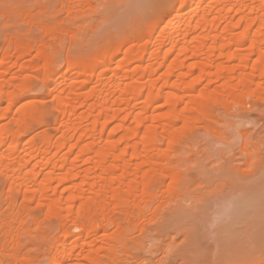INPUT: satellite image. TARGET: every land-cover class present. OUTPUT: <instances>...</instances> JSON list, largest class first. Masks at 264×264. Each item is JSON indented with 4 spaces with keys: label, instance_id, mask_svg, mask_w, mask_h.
<instances>
[{
    "label": "rangeland",
    "instance_id": "obj_1",
    "mask_svg": "<svg viewBox=\"0 0 264 264\" xmlns=\"http://www.w3.org/2000/svg\"><path fill=\"white\" fill-rule=\"evenodd\" d=\"M203 1L206 3L209 0ZM178 3L179 0H0V72H5L2 73L5 74L3 77L0 73V84H3L15 99V104L9 108L4 99L0 101V128L22 133L17 139L14 157H26L29 160L31 145L40 144L47 138H58L60 116L56 98L60 94L59 90L64 93L66 92L64 87L67 89V86H71L72 80H74L73 83L79 85L78 82L85 79L83 75H79L82 68H66V66L59 68L58 65L62 64L65 58L73 55L71 59L76 61L79 58L89 59L92 51L94 53L95 49L100 48L101 45H103L101 48L109 47L110 44L121 41L123 37V39L129 38L127 35L131 37L133 33L135 35L139 31L144 36L155 12H161L168 6L176 10ZM174 14L173 12L171 19L175 18ZM173 19L174 27L177 26L176 24L183 25L182 23L185 22L183 20H186L182 17H178L180 22ZM253 29L252 34L256 27ZM184 30V27L181 28L180 33ZM237 32L239 33V30L234 29L225 34H232L237 39ZM197 33H199L198 30L192 31L188 39L191 40ZM234 37H231L232 40L229 39L228 44L231 45L225 50L230 48V51L233 49L234 52L242 50L238 53H250L249 44L241 45L233 39ZM10 40L11 44H14L7 47V42ZM28 40H33L38 44L28 47ZM15 42H19V46ZM234 46L243 48L239 50ZM38 47L42 48L45 57L39 55ZM168 47L170 45L166 46V49ZM175 52L174 55H176ZM21 54L22 56L19 57L18 55ZM174 55L170 56V62L175 60V58L173 60ZM121 57L120 55L118 60ZM219 60L217 63L224 67L236 66L235 64L238 66L241 63L235 61L227 64L225 60ZM200 61L202 60L198 62ZM191 62L189 60L188 64ZM251 64L252 60H249V65ZM238 74H234L232 79L234 84L237 82ZM260 74L255 76L252 87L250 85L248 89L247 87L242 88L236 93V97L229 99L227 104L223 103L225 106L219 103L220 105L217 104L210 110L198 107L197 103H192L194 97L189 98L184 94L183 102L176 107V111L183 112L185 117L178 120L161 119L159 116H170L173 107L162 105L159 102L154 104L149 112H144L142 109L139 110L142 106L139 102L141 100H136L137 106L140 105L136 108L138 112L148 113L145 116L149 120L148 124L153 116L158 115L154 118L156 120L154 125L158 126L156 128L167 123L175 131L187 130L186 137L175 149L179 154L176 152V154H171V158L180 155L181 160L187 161L175 164L177 171L180 172L178 173L180 180L175 181L173 189L169 186L173 182L165 180L166 183L162 181L161 186L152 190V195L156 197V200L144 207V212L148 215L146 218L138 216L134 225L131 226L132 222L129 226L126 223L124 211H121L123 209L117 208L118 210H109L110 213L106 212V217L110 220L109 222L103 221L105 232L100 231L99 235L102 236L98 235L96 239L113 236L117 234L118 227L126 226L124 242L130 256L127 258L128 255H125L126 258H124L118 250L111 254H101L99 258L103 264H264V169L263 172H259L262 168L260 165L264 162V139L260 140V136L264 135V91L262 93L258 90L264 84V75ZM48 75L55 76L52 79L54 85L50 87V89L54 87V90L50 93L46 91L45 86L50 82ZM226 79L203 78L199 87L212 90L229 81ZM185 80L190 82L191 77ZM232 82L230 83L233 84ZM19 85L23 87L24 96L22 97L16 89ZM95 85H102V83L94 80L90 86L88 84L89 87ZM84 107H76V114L72 120L82 126L89 124L87 121L83 123L76 120L85 112ZM27 110H32V113L23 116V112ZM18 120H21L20 124ZM118 121H112L113 123L108 121L106 125L108 127H106V133L110 134V130L114 128L113 139H117L123 133L122 129L115 130L116 125L121 124ZM203 122L206 123L205 127L197 128ZM130 124L131 121L127 125ZM154 125L152 122L149 126L154 127ZM245 139L248 142L251 141L252 145L253 142L256 143L255 150L252 149L251 142L248 145L249 148L251 146L250 151L254 154L251 155L250 160L239 151ZM96 141L100 142L96 139L95 141L91 138L85 139L83 144L103 145L104 141L101 143ZM160 144L164 149L166 148L165 142ZM8 146L9 142L6 145L0 144V151L5 152ZM232 150L235 151L236 158L232 160L231 166L234 164V167L238 166L241 172L245 171L249 174L258 170V174L254 173L255 180L247 187L240 186L241 182L238 183L239 187L235 185L232 193L241 194V196L235 198L228 193L222 198L221 190H224V193L228 190L225 186L221 187V184H218L219 179L222 180V178L216 180V177L219 173H223V171L220 172L221 166L226 163L227 157H231ZM71 154L70 158L73 159L75 153ZM239 157L242 159H237ZM32 159L33 161L29 163L33 167L37 162L33 157ZM44 161L45 159L42 160ZM81 161L82 159L78 161V168L83 171L88 164L84 165L85 163ZM196 163H201L203 166L206 164L209 170L198 175L195 172ZM40 164L36 169L38 170L37 180L41 179L46 171ZM218 166L220 167L218 173L211 172L213 167L219 168ZM231 171L229 173L234 178L237 174L233 173L236 171ZM55 173H59L58 170ZM8 176L6 177L0 168V263L18 264L19 259L25 258V264H48L49 245L54 238L60 235L63 228L67 233H73L72 225L70 222L64 224L58 217L47 212L43 201L39 202L37 199L24 196L23 189L18 191L11 184L12 180ZM223 179L231 178L224 177ZM242 187L246 188L242 189ZM67 191L59 187L56 195L65 196ZM101 213H103L101 210L94 212L97 222L102 220ZM75 222L89 223L88 217L83 215L76 217ZM22 223L28 226L25 233L20 231ZM74 263L85 264L84 256L77 258Z\"/></svg>",
    "mask_w": 264,
    "mask_h": 264
},
{
    "label": "bare ground",
    "instance_id": "obj_2",
    "mask_svg": "<svg viewBox=\"0 0 264 264\" xmlns=\"http://www.w3.org/2000/svg\"><path fill=\"white\" fill-rule=\"evenodd\" d=\"M194 2H196L195 5H193ZM176 6V10L172 6H168L161 12H155L144 36L140 31L135 35L133 33L131 37L127 35L129 38L123 39V37L121 41L110 44L109 47L101 48L103 46L101 45L100 48L95 49L94 53L92 51L93 54L91 53L89 59L81 60L79 58L80 60L76 61L71 59L72 55L58 65L59 68L63 66L82 68L79 75H83L85 79L81 82L77 81L80 86L73 83L74 80H70L71 86H67V89L64 87L66 92L61 93L63 91L59 90L56 106L58 105L60 116L58 121L60 134L57 139L55 137L47 138L37 145L32 142L30 155L27 152V155L30 156L29 160L26 157H14L17 139L21 132L0 128V144L6 145L9 142L6 151H0L1 172L3 171L6 177L9 175L8 178L10 177L12 180L11 184L18 191L23 189L24 196L37 199L39 202L43 201L47 212L58 217L64 224L70 222L72 225L73 233H67L63 228L60 235L54 238L49 245L47 249L48 264H78L74 261L81 256H84L85 264H103L99 258L100 255L111 254L116 250L124 258L128 255V258L130 255L124 242L126 226L118 227L117 234L113 236L96 239L100 231L105 232L103 221L109 222L110 220L109 217H106V212L117 208L123 209L121 211H124L127 225L130 226L133 222L131 224L133 226L140 216L143 219L148 216L144 212V207L156 200V197L152 195L153 189L161 186V182L165 180L173 182L171 185L168 184L173 189L175 181L180 180L178 178L180 172L177 171L175 164L178 165L187 160H181L180 155L171 158V154H179L175 149L186 137L187 130L175 131L165 122H163L165 124L161 123L162 125L158 124L160 128H156L158 126L154 125L156 123H154L156 121L154 118L158 115L153 116L150 121V124L153 122L154 127L149 126V120L145 117L148 113L144 112H149L154 104L161 102L162 105L173 107L170 116L159 115L161 119L178 120L185 117L183 112L176 111V107L183 102L184 94L189 98L194 97L192 103H197L198 107L210 110L219 103L227 104L229 99H233L242 88L247 87L246 89H248L250 85L252 87L256 75L259 73L264 75V49H262L264 48V0H209L206 3L203 0H179ZM173 12L175 13L174 19L179 22L180 18L178 19V17L186 18L183 20L185 22L182 21L183 25L176 24L177 26L174 27L173 18H170ZM183 27L185 30L180 33ZM255 27L256 30L252 34L251 31ZM220 29L222 30L219 31ZM234 29L239 30V33L236 34L237 39L232 34H225V32H231ZM195 30H198L199 33L191 40L188 39L189 33ZM175 35L178 37H174ZM232 36L241 45L248 43L250 53L248 51V54L238 53L242 50L238 51L237 49L243 48L242 46H234L237 47L238 52H234L233 49L232 52L230 48L225 50L226 47H230L231 44L228 43L229 39L232 40ZM11 42V40L7 42V47L14 44ZM15 44L19 46L20 43L15 42ZM34 44L38 43L33 40L27 42L28 47ZM169 45L170 47L166 49V46ZM41 47H38L37 51L40 56L45 57L43 47ZM120 55L122 57L118 60ZM171 55H174L173 60L175 58L172 62L169 61ZM18 56L21 57L22 54ZM219 59L225 60L227 64H232L235 61L241 63L238 66L235 64L236 66L224 67L217 63V60L220 61ZM189 60L190 62L194 60V62L188 64ZM199 60L202 61L198 62ZM249 60H252L251 65H249ZM236 73L239 74L236 78L237 82L234 84L232 79ZM4 75L2 74L1 77ZM49 75L51 76V73ZM50 76L48 77L50 84H45L46 91L49 93L54 90V87L52 89L50 87L54 85L52 79L55 77ZM193 76L194 78H192ZM187 77H191L190 82L185 80ZM203 78L214 80L227 78L226 80L233 84L228 81L209 90L199 87ZM94 80L101 81L102 85L89 87ZM16 89L21 93V97L24 96L22 85L16 86ZM258 90L263 93L264 84ZM3 99L7 102L8 108L15 104V99L12 98L10 92L3 84H0V101ZM139 99L142 105L139 110L142 109L144 112H138L136 109L140 106H137L136 103V100ZM190 101L191 99H189ZM77 106L81 108L85 106V112L76 119L89 123H86V126L83 125L84 127L72 121ZM136 110L137 113H135ZM31 113L32 110H27L23 112V116ZM182 119L184 120V118ZM116 120H119L118 122L121 124L116 125L115 123L118 128L115 130L122 129L123 133L120 131L122 134L117 139H113L114 128L110 130V134L106 133L108 128L106 125L108 121ZM127 121H131V126L127 125L129 124ZM18 123L20 124L21 120H18ZM200 124L197 128H204L206 125L204 122ZM260 137V140L264 139V135ZM90 138L94 141L95 139L99 140L100 142L96 141L98 143L101 141L106 143L103 142V145L100 146H96L94 143L83 144V140ZM161 142L163 144L165 142V149L161 146ZM250 142L246 139L243 140L239 150L246 159L254 155L250 151L251 146L250 148L248 146ZM255 144L253 142L252 145L251 142L254 150L256 149ZM231 152V157H227L229 160H225L227 165L224 162L225 164L221 166L222 169L219 166V168L211 169V172H217L219 169L220 172L223 171L216 177V180L222 178V180L219 179L218 184H221V187L225 186L228 190L225 193L224 190H221L222 198L226 197L225 194L228 193H231V196L235 198L241 196V194L232 193L235 185L239 187L238 183L241 182L240 186L247 187L255 180L254 176L258 174V170L250 172L253 174L251 175L245 171L241 172L238 166L234 167V164L231 166L232 160H235V151ZM71 153H75L73 159L70 158ZM31 157L37 162L33 167L30 164V161H33ZM41 159H45V161L42 162ZM80 159L85 163L84 165L88 164V167L85 166L83 171L78 168ZM195 160L197 159L195 158ZM263 163L260 165L262 166L259 170L260 173L264 171ZM39 164L46 171L41 179L37 180L38 170L36 171V169ZM30 165L31 167H29ZM39 168L41 169V166ZM57 170L59 173H55ZM207 170L209 169L206 164L203 166L201 163H196L195 172L198 175ZM231 170L236 171L233 174H237V177H231V173H229L232 172ZM224 177L231 179L224 180ZM59 187H62L63 191L68 190L65 196L63 194L56 195ZM246 187H242V189ZM161 200L164 199L161 198ZM77 202H79L78 205ZM95 210L103 211L100 222H97L94 217ZM82 215L88 217V224L75 222V218ZM27 229V224L22 223L20 231L25 233ZM81 253L85 254L80 255ZM25 261V258H21L18 264H25Z\"/></svg>",
    "mask_w": 264,
    "mask_h": 264
}]
</instances>
